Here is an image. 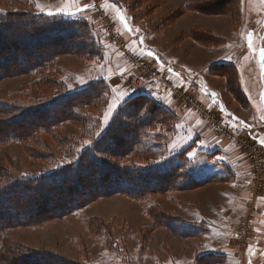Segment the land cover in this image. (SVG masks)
<instances>
[{"label":"rangeland","instance_id":"1","mask_svg":"<svg viewBox=\"0 0 264 264\" xmlns=\"http://www.w3.org/2000/svg\"><path fill=\"white\" fill-rule=\"evenodd\" d=\"M196 1L206 3V0H0V12H10L11 22L32 18L30 22L55 31L60 30L57 26L61 22L82 21L84 41L94 46L90 51L79 44L83 41L80 35L74 46L70 44L60 50L55 43L62 40L52 41L50 35L43 36L39 30L25 32L19 28L23 26L8 25L10 37L24 34L29 39H40L39 52L45 47L50 57L51 53L56 54L41 63L43 66L39 64L42 66L39 69L0 80V122L50 106L61 97L74 95L101 81L96 85L99 93L84 96L91 99L83 98L69 117L36 133H25L24 139L13 136L0 140V187L10 177L41 175L73 163L87 153L99 162L106 160L107 164L117 160L121 171L147 172L166 166L167 175L175 171L167 177L165 187L131 192L134 195L105 193L70 213L0 232V254L6 253L5 258L0 256V264H13L9 263L10 255L18 249H25L22 253L26 254L50 252L67 264H264V237L258 236V231L264 232V150L256 142L243 141L245 138L240 136L250 135V131L230 122L185 78H177L175 82L173 70L188 69L176 58L167 60L166 55L168 48L184 54L187 60L207 59L201 50L195 56L181 46L176 48L169 39L188 25L205 24L228 36L238 30L237 42L232 47L238 52L237 68L249 101L246 106L258 117L259 125H264V0H235L230 2V10L228 0H212L215 6L211 12H203L207 15L186 14L178 9L183 3ZM37 13L52 15L46 18ZM171 13H175L178 23L171 22L167 31V15ZM162 18L163 27L157 32L155 26ZM152 48L157 51L155 56L165 62L166 69L167 63L170 66L168 74H162L167 72L155 63L157 58L148 55ZM210 57L208 54L207 60ZM140 61L148 71L141 78L144 88L154 91L159 98L170 95L183 116L172 110L174 117L169 115L166 123L163 117H158L161 113L167 117L166 113L152 111L158 119L153 117L149 124L140 126L135 140L121 131L128 137L123 141L127 144L121 157L114 159L111 154L119 150L111 140L105 141L117 121H123V125L130 122L122 115L130 109L128 104L137 91L134 84L140 78ZM209 81L219 88L225 84L222 80L209 78ZM221 89L228 107L248 115L245 104L236 100L233 92ZM155 101L167 109V104ZM140 113L144 115L142 110ZM100 136H105L104 145L111 146L112 153L107 152L110 155L98 153L96 143ZM215 146H222V151L212 152ZM205 148L210 149V154L204 153ZM200 175L207 176V181L198 180L196 177ZM118 186L134 190L129 181L121 180ZM177 221L195 222L202 228L197 227V234L191 235L181 226L182 232L175 225ZM243 221L251 226L243 228ZM257 241L261 246L255 248ZM212 252L213 257L206 256Z\"/></svg>","mask_w":264,"mask_h":264},{"label":"trees","instance_id":"2","mask_svg":"<svg viewBox=\"0 0 264 264\" xmlns=\"http://www.w3.org/2000/svg\"><path fill=\"white\" fill-rule=\"evenodd\" d=\"M226 2H229V9L231 7L230 2H235V0H228ZM214 6L215 2L209 0L205 4H197L195 7H188V9L197 10L199 12H211ZM37 15L47 18L52 14L37 13ZM12 17L13 15L10 14V12H0V80L10 75H21L31 72L36 68L39 69L43 66L41 63L47 61L56 54L51 53L50 57L45 47H43V52H39V46H42L39 42L40 39L32 37L29 39L28 36L24 34H17L14 38L10 37V31L6 29L8 25L11 26V28L23 26L19 28H24L25 32H30L31 30L32 32H37V30H39V34L43 36H47V34L50 35L49 38H51L52 41L56 39L62 40L63 42L57 41V43H55L57 48L74 46V43L79 40V36L81 35L83 41L79 44L85 46V48L90 51L94 50L93 44L91 46L84 41V25L82 21L71 19V21L61 22L57 26L60 30L53 31L45 30L44 28L47 27H43L36 22H30L32 18H28L26 21L11 22L10 19H12ZM18 18L22 19L23 17L19 16ZM196 37L202 38L203 36L202 34H198ZM60 50L62 49L60 48ZM214 70L217 73L229 71L230 76L226 88L233 91L239 101H242V95L236 87V76L231 65H221L214 68ZM100 83L101 81H95L94 84L84 87L82 90L75 92L74 95L59 98L57 100L58 102L50 106L48 105L39 110L27 111L21 116L6 123L0 122V140H2V138L9 139L13 136L22 137L24 139L25 133H36L39 130L46 129L50 125L69 117L75 109H78L79 104H82L84 96L90 93H93L92 95L95 96L99 93V88L96 85ZM87 99L91 98H84V100ZM128 105L130 109L124 111L122 115L123 119H130V122H126L128 126L123 125L124 122H121V120L117 121L111 127L109 136L107 137L109 139L105 141L106 143L108 140H111L114 147H117L119 150L116 151L115 154H111L110 157H114V159L121 157V154L124 153L123 147L127 144L123 141L128 137H124L121 131H124V133L128 132L130 135L129 137L135 140L138 135L139 127L149 124L153 117H157V110L167 114V117H165L163 113L158 114V117H163L166 123L170 117L169 115L173 116L170 109H165L162 105L156 103L154 98L146 95H135ZM6 107L8 108V106ZM141 110L145 116L140 113ZM154 110H156V113L153 114L152 111ZM135 118L137 120L133 124H128ZM28 119H30L29 122L27 121ZM84 119H86V117ZM87 120L89 121V119ZM122 126L126 127L123 129ZM104 140L105 136H100L97 140L98 153L110 155L107 152L111 151V146H109L108 143V146L104 145ZM114 147L112 146V148ZM120 169H122V167L118 166L117 160L116 163L111 161L107 164L106 160L99 162L91 153H87L84 156L76 158L73 163L59 166L41 175L10 177L9 182L0 187V232L11 227L29 226L35 222L43 221L49 216H60L64 213H70L76 208L81 207L83 203L93 199L95 196H100L105 193H112L114 195L116 193L125 192L134 195L131 192L138 190L145 191L148 189L156 190L165 187L167 184V177L170 176V174L172 175L173 172L175 173V171H172L167 175V166L147 172L138 170L128 172L125 170L121 171ZM132 175L135 176L132 178ZM12 179L14 180L10 182ZM121 180L124 182L129 181V184L133 186L134 190H127L118 186ZM150 182H155L156 185L152 186ZM50 212L51 214H49ZM22 252H26L25 249H18L16 254L11 253V261H9V263L41 264L40 261H43L42 264H67L61 258L54 257L50 252H28L27 254ZM5 254L6 253H1L0 256L5 258L3 257ZM206 256L213 257V254H208Z\"/></svg>","mask_w":264,"mask_h":264},{"label":"crops","instance_id":"3","mask_svg":"<svg viewBox=\"0 0 264 264\" xmlns=\"http://www.w3.org/2000/svg\"><path fill=\"white\" fill-rule=\"evenodd\" d=\"M206 2H207V0H206ZM146 4L147 3H145L144 5L146 6ZM197 4H204V2L196 1L194 3L193 2L183 3L182 6H180V8H178V9L184 11L186 14L197 13V14H201V15H207V14H204L203 12H199L197 10H189L188 9V7H195V5H197ZM171 14H172V16H171ZM171 14L167 15V31H168V27H171V22H177V19L175 20V18H174L175 13H171ZM186 14H184V15H186ZM122 17H123V15H122ZM229 17L232 19V22H235L234 17L232 15H230ZM164 18H162L160 20L159 24H157L155 26V31L159 32V30L163 27V26H161V24L164 22ZM124 22H125V26H128L127 25L128 21L124 20ZM238 32L239 31L237 30L235 34L228 36V35L219 33V31L215 30L213 27H210V26L205 25V24L188 25V27L180 30V32H178L177 34L175 33V36H173L172 38H169V39L172 41V43H174L176 48L181 46L182 47L181 49H183L184 51H187V52L189 51L195 56L199 50H201L202 52H204L206 54L207 59H208V54H210L211 55L210 60H207V59L201 60V61L187 60L186 57L184 56V54L179 53L178 51H177L178 53L171 52L168 48H167V53L166 52L165 53H166L167 57H169V58H167V60H172L173 58H176L178 60H175V61H177L179 64L185 66L188 69V70H184V69L178 67L176 70L173 68L175 71L173 70L174 75H172V79L175 82H176L177 78H180V77L185 78L188 82H190V84H192V86H193L192 88L197 89L205 97H207L209 100L208 102L211 105H213L214 107H216L217 110H219L224 116H226L230 120V122L241 126L242 130H244L246 132L250 131V135H253L255 139L261 141L260 143H262L264 145V125H262V126L259 125L261 123L258 121V117H256L254 112L251 111L252 114L250 113L251 107L249 108L248 106H246V103L249 104V101L247 100V98L244 95L245 90H244V87L242 85L241 76H240L238 68H237L236 60L238 58V52L236 51L235 48L232 47V44L237 42L236 39L238 36ZM161 33H160V36L163 35V33L162 34ZM198 34H202L203 37L197 38L196 36ZM227 34H229V33H227ZM167 38H168V36H167ZM190 48H192V49L195 48V49L189 50ZM221 49H223V52H221V53L218 52ZM206 50L211 51V53L207 52ZM152 52H149L148 55L152 54L151 56H153V59H154V57H156L157 61L155 62V60H154V62L157 63L159 67H161L160 69L165 70L166 69L165 62L162 60L161 57L158 58L157 56H155L157 54V51L154 48H152ZM221 65H231L232 70L236 76V84H237L236 87L242 95V101H239V102L245 104L248 115H246V114H245L246 116L241 115L240 113H238L236 111L237 109L233 110L230 106L228 107V105L225 101V98L222 95V89L221 88H223L224 90L227 89L229 94L230 93L232 94V92H233V91L229 90L228 88H226L228 81H229V76H230L229 71L227 70L225 73H217L214 70V68H217ZM169 67L170 66H168V63H167V69H169ZM212 71L215 73H213ZM176 74H177V76H176ZM209 78L214 79L216 81L222 80L225 84H223L221 86V88L216 87V86L212 85V83L209 81ZM233 94H235V93L233 92ZM159 97H161V96H156L155 94H153L154 99L158 100L159 102L161 101L164 104H167V109H170L171 111L173 110L177 115H179L178 111H180V110H178L176 108V105L174 104V102H172L173 98L170 95L167 96V98H159ZM234 97L236 100L238 99L236 97V95ZM250 114L252 115V117L249 116ZM179 116H181V115H179ZM259 127H261V128H259ZM222 146L224 147L225 144L222 143ZM222 146H220V147H222ZM220 147L218 148L217 146H215L213 149H211V151L212 152L215 150H216V152L222 151L220 149ZM205 149H207V148H205ZM209 152H210V149H207L206 152H204V153H206L208 155V154H210ZM211 154H213V153H211ZM223 163H225V162H223ZM196 178L202 182L207 181V176H205V175H200ZM263 214H264V212H263ZM191 223H193V222H191ZM175 225H177V227H180L181 231H182L181 226L184 227L186 230V233L191 234V235L197 234V232H198L197 227H199L200 229L202 228V227H200L199 224H195V222H194V224H190L186 221H177V223ZM258 236L264 237V232L258 231ZM259 244H261V243H258V241L255 242V244H254L255 248L260 247L261 245H259ZM211 254H214V253L212 252ZM206 255H208V254H206Z\"/></svg>","mask_w":264,"mask_h":264},{"label":"built area","instance_id":"4","mask_svg":"<svg viewBox=\"0 0 264 264\" xmlns=\"http://www.w3.org/2000/svg\"><path fill=\"white\" fill-rule=\"evenodd\" d=\"M138 63H139L138 65H140V66H138L139 69H140L139 70V77L140 78H137V84H134L135 85V88L137 89L136 94H146V95H153V94H155L154 91L147 90V89L144 88L145 82L141 78H142V76L143 77H146L148 71H147V68L146 67H142L143 66V61H140ZM161 73L164 74V75L167 74V73H163V72H161ZM167 93H170V90H169L168 85H167ZM240 137L245 138V140H243V141H249L250 140L249 142H251V141L252 142H256L252 138H250L249 136H240ZM256 145H258L261 148V150L262 149L264 150V148L259 143L256 142ZM241 226L243 228H248V227L251 226V224L249 222H247V221H243V222H241Z\"/></svg>","mask_w":264,"mask_h":264},{"label":"snow or ice","instance_id":"5","mask_svg":"<svg viewBox=\"0 0 264 264\" xmlns=\"http://www.w3.org/2000/svg\"><path fill=\"white\" fill-rule=\"evenodd\" d=\"M262 58H264V53H262ZM111 111V110H110Z\"/></svg>","mask_w":264,"mask_h":264}]
</instances>
